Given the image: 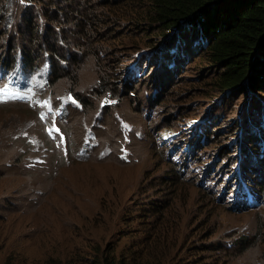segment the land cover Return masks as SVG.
<instances>
[{"label": "rangeland", "instance_id": "obj_1", "mask_svg": "<svg viewBox=\"0 0 264 264\" xmlns=\"http://www.w3.org/2000/svg\"><path fill=\"white\" fill-rule=\"evenodd\" d=\"M129 1L98 0L95 8L125 7ZM142 8L137 6L131 19L115 15L100 25L98 40L109 44L129 71L139 57L146 62L144 72L154 77L159 69L152 65L167 37L151 18L141 17ZM187 59L188 66L167 89L153 95V86L138 83L137 101L122 91L115 95L118 101L106 91L91 114L87 101L85 115L77 111L79 102L65 80L49 87L43 69L30 78L54 108L40 105L43 109L33 115L24 105L0 103V264H84L108 248L120 253L132 247L161 264H264V206L230 208L238 187L236 159L218 169L229 149L217 159L215 150L230 133L228 128L238 125L249 96L219 101L222 95L213 90L215 78L205 56L193 51ZM85 60L80 63L84 70ZM55 71L54 81L63 78ZM180 73L185 77L178 79ZM12 76L20 74L0 70V89ZM81 78L78 89L92 77L85 72ZM211 113L223 114L210 130L215 138L191 152L195 124ZM18 130L34 133L39 157L50 160L51 168L23 167L19 154L26 145L14 139ZM256 183L263 195L264 174ZM240 236H247L246 245L229 246Z\"/></svg>", "mask_w": 264, "mask_h": 264}, {"label": "trees", "instance_id": "obj_2", "mask_svg": "<svg viewBox=\"0 0 264 264\" xmlns=\"http://www.w3.org/2000/svg\"><path fill=\"white\" fill-rule=\"evenodd\" d=\"M97 1L0 0V64L11 66L13 56L19 51L26 67L38 66L46 54L52 69L56 68L54 75H64L56 81L65 80V84L74 91L73 96L80 99L77 111L86 113L88 108L84 107L83 101H87L91 114L95 102L99 106V99L106 91L118 101L115 95L121 91L126 98L137 101L140 94L138 83L153 86V95L167 89L173 85L177 72L188 64L187 57L191 52L198 53V56L203 54L214 74L213 90L222 95L219 101L249 96L243 120L241 117L238 125L228 128L230 133L215 149L218 150L216 159L225 155H220L223 150L229 149L218 168L224 169L226 162L227 166L233 159H240L243 176L249 175L256 164L259 175L264 174V0H131L125 7L112 5L100 10L95 8ZM137 6L143 7L141 17L151 18L152 23H157L162 29L164 38L167 37L156 62H153L155 58L152 61L159 74L149 77L150 71L144 72L146 79L143 80H139L142 76L134 72L144 71L143 64L146 66L147 59H143L145 63L142 64L138 57L128 66H131L129 71L121 65L112 47L98 40L101 35L97 34V28L109 23L115 15L120 16L118 20L130 18ZM73 48H78V51ZM84 58L89 65L87 68L85 64V70L80 64ZM85 72L92 78L86 87L78 89ZM184 73H180L178 79L185 77ZM117 83L122 85V90ZM150 105L153 107L154 103ZM104 112H111V108L104 107ZM220 114L204 115L197 121L199 124H195L196 129L189 142L191 152L210 144L215 138L216 133L210 130L212 124L220 121ZM94 131L101 137L99 128H94ZM224 158L227 161H223L226 160ZM169 164L175 167L172 162ZM256 181L252 180L255 186ZM256 237H260V229ZM239 238L229 246H244L249 241L247 236ZM68 245L69 251L74 252L71 242ZM67 254L70 258L76 256ZM96 255H99L97 259L88 258L84 264H161L133 247L120 253L108 248Z\"/></svg>", "mask_w": 264, "mask_h": 264}, {"label": "clouds", "instance_id": "obj_3", "mask_svg": "<svg viewBox=\"0 0 264 264\" xmlns=\"http://www.w3.org/2000/svg\"><path fill=\"white\" fill-rule=\"evenodd\" d=\"M45 58L41 60L38 66H32V67H26L23 60L21 52L17 51L15 55L13 56L12 65L7 67L4 64H0V70L7 72L9 74H12L16 72L17 74H20V76L10 77V82L5 87L8 89L9 94L12 92H16L18 94H21L24 98H3L0 99L1 104H10V103H18L21 105H24L27 107L32 114L34 115L36 112L40 111V105H44V109L47 108H54L52 107V104L50 102V98L44 95L43 93L39 92L37 85L31 80L30 75L34 72L40 71L41 69L44 70V74L46 75L45 80L46 83L51 88H55L57 85L52 79L53 69L51 67V64L49 63V60L47 58V55H44ZM137 76H144V71L141 73H135ZM33 86V87H31ZM68 91L72 94V97L74 100H77L78 102L80 99L75 98L74 91L72 89H68ZM155 93V92H154ZM45 102H47L45 104ZM57 106V104H56ZM16 137L14 139H23L25 142L26 147L21 148V153L19 154L20 163H24L23 167L25 169L30 170H37V169H43L44 167L51 168L50 166V160L45 161L43 159H40L41 151L38 147L37 140L34 136V133L28 134H22L20 133V130L17 131ZM171 147H168L167 149H163V151H169ZM182 149V146H181ZM226 161V160H223ZM240 159L235 161L237 163L236 171L234 173L235 180H238L237 182V189L234 193V199H232L231 204L233 210L235 211H249L250 209L257 210L264 206V192H263V200L261 202H258L254 200L250 193L256 188V186L252 183V180H258L260 175L258 173V166H253L252 172L249 173V175H244L240 171ZM52 164V163H51ZM219 169V168H218ZM256 169V170H255ZM252 175L255 176V178H252Z\"/></svg>", "mask_w": 264, "mask_h": 264}, {"label": "snow or ice", "instance_id": "obj_4", "mask_svg": "<svg viewBox=\"0 0 264 264\" xmlns=\"http://www.w3.org/2000/svg\"><path fill=\"white\" fill-rule=\"evenodd\" d=\"M6 97L7 98H20V99L24 98L21 94H18L16 92H12L11 94H9V91L6 88L0 89V99L6 98ZM46 103L47 102H45V104ZM41 118L43 119V116ZM56 130L58 131V129Z\"/></svg>", "mask_w": 264, "mask_h": 264}, {"label": "bare ground", "instance_id": "obj_5", "mask_svg": "<svg viewBox=\"0 0 264 264\" xmlns=\"http://www.w3.org/2000/svg\"><path fill=\"white\" fill-rule=\"evenodd\" d=\"M70 93V92H69ZM57 104V103H56ZM76 110V109H75ZM254 192L256 193V194H254ZM250 195H251V197L254 199V200H256V201H258V202H261L262 200H263V195H262V193H260L256 188L250 193Z\"/></svg>", "mask_w": 264, "mask_h": 264}]
</instances>
